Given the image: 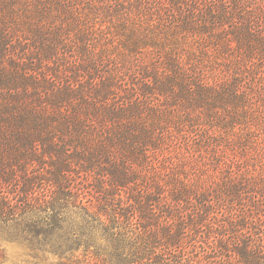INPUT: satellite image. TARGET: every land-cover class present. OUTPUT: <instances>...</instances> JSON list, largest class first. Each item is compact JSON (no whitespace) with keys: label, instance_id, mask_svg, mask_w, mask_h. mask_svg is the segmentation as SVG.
<instances>
[{"label":"trees","instance_id":"16d2710c","mask_svg":"<svg viewBox=\"0 0 264 264\" xmlns=\"http://www.w3.org/2000/svg\"><path fill=\"white\" fill-rule=\"evenodd\" d=\"M0 239L264 264V0H0Z\"/></svg>","mask_w":264,"mask_h":264},{"label":"rangeland","instance_id":"374dc122","mask_svg":"<svg viewBox=\"0 0 264 264\" xmlns=\"http://www.w3.org/2000/svg\"><path fill=\"white\" fill-rule=\"evenodd\" d=\"M0 249L5 253V258L0 264H50L55 260L51 256H46L48 261H42L40 257L34 258L24 244L16 241L0 239Z\"/></svg>","mask_w":264,"mask_h":264}]
</instances>
